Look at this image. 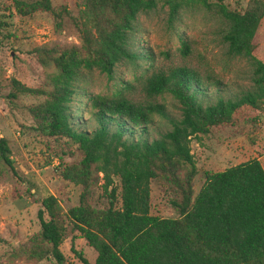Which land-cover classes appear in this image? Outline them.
I'll use <instances>...</instances> for the list:
<instances>
[{
    "label": "trees",
    "instance_id": "trees-1",
    "mask_svg": "<svg viewBox=\"0 0 264 264\" xmlns=\"http://www.w3.org/2000/svg\"><path fill=\"white\" fill-rule=\"evenodd\" d=\"M15 11L31 15L48 11L56 32L61 29L66 7L54 8L50 0H12ZM167 19L176 18L183 4L200 2L220 18L221 41L231 56L244 57L251 67V87L203 102L208 86L219 90L223 80L201 74L197 68L177 65L158 69L143 79L142 99H132L117 88L110 95L87 94L91 130L74 124L70 108L74 81L82 69H97L113 77L116 63L144 56L130 47V30L139 11L153 8L157 0H79L77 17L72 18L79 43L56 41L34 47L38 64L45 69L40 86L28 87L13 77L8 96L29 94L41 97L27 111L33 129L40 135L64 137L68 148L61 153L73 156L59 175L80 184L77 203L63 210L53 194L40 200L36 211L39 230L19 247L26 261L51 259L63 264L59 245L66 232L76 230L95 251L89 262L81 249H69L82 264H264V170L256 158L205 172L195 193L196 172L190 149L191 137L206 133L211 126L232 123L242 108L257 109L264 101V63L253 55V35L263 15L261 0H251L242 10L223 0H166ZM0 20V26L2 25ZM1 43V41H0ZM180 52L189 53L180 39ZM170 96L179 116H170L164 101ZM166 119L170 128L150 134L155 117ZM78 117V116H77ZM70 144H75L71 150ZM10 147L0 136V159L15 173L8 156ZM118 179L120 205L114 206ZM175 188L179 201L176 218L149 212V180ZM99 184L107 192V206L91 205L92 188ZM1 264V263H0Z\"/></svg>",
    "mask_w": 264,
    "mask_h": 264
},
{
    "label": "rangeland",
    "instance_id": "rangeland-1",
    "mask_svg": "<svg viewBox=\"0 0 264 264\" xmlns=\"http://www.w3.org/2000/svg\"><path fill=\"white\" fill-rule=\"evenodd\" d=\"M32 1V0H24ZM216 1V0H210ZM228 7L242 10L251 0H223ZM264 4V0H261ZM56 9L66 7L63 12L61 29L56 32L53 16L48 11H37L21 16L12 0H0V136L10 147L8 156L12 170L0 159V263L1 264H54L51 259L26 261L18 254L30 235L39 230L36 215L42 196L50 193L56 196L63 210L77 203L80 184L73 183L59 175L64 163L74 160L61 151L68 148L64 137L40 135L33 129L32 119L27 111L30 104L41 97L29 94L8 96L13 77L28 87L41 85L46 69L38 64L34 47L56 41L59 44L79 43V36L73 19L78 14L79 0H50ZM168 3L157 0L149 10L139 11L130 30V47L144 56L132 60L121 59L116 63L113 77L97 69H82L74 81L70 108L74 112L76 127L91 130L93 123L88 119L86 108L89 99L86 93L110 95L117 88L132 99H142L143 79L154 70L169 69L177 65L195 67L201 74H213L223 80L217 90L208 86L202 96L203 102L212 101L217 95L228 96L251 87V67L242 56H231L226 44L221 41L222 23L212 9L200 2L183 4L176 18L168 22ZM180 39L187 43L189 53L180 52ZM253 55L264 63V8L252 38ZM164 101L167 113L177 118V103L168 95L157 97ZM78 116V117H77ZM170 128L163 117L156 116L150 127V134L158 135ZM73 150L75 144H70ZM196 172L192 179L193 193L204 180L205 172L221 169L234 163L256 158L264 170V101L257 109L242 108L232 123L211 126L206 133L191 137ZM92 188L91 205L96 208L107 206V192L99 185ZM114 206L120 205L118 179ZM173 201H179L175 188L161 186L155 179L149 180V212L160 217L176 218L177 208ZM67 221L66 232L59 245L65 256L63 264H82L69 249L70 236L73 244L81 249L83 256L93 262L95 251L87 246L77 231L70 229Z\"/></svg>",
    "mask_w": 264,
    "mask_h": 264
}]
</instances>
